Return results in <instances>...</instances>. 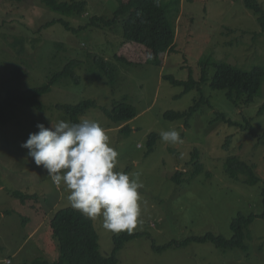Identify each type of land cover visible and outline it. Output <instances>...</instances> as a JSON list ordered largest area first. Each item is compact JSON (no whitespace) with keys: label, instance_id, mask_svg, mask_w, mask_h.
<instances>
[{"label":"rangeland","instance_id":"374dc122","mask_svg":"<svg viewBox=\"0 0 264 264\" xmlns=\"http://www.w3.org/2000/svg\"><path fill=\"white\" fill-rule=\"evenodd\" d=\"M59 1H85L87 12L79 17L55 12L41 0H0V99L10 90L43 85L73 60L80 64L75 71L81 78L78 84L64 78L41 96L44 111L18 105L15 119L0 127V264L8 260L11 264L59 261L60 244L51 223L57 211L71 208L69 193L63 185L57 188L21 145L38 132V124L51 127V122H70L58 105L86 100L97 106L80 121L99 122L118 151L116 170L140 172L145 184L142 222L131 232L141 236L119 251V264H264L262 218L250 226L247 251L217 248L210 242L167 246L207 234L231 239V223L239 214L264 212V84L255 103L236 107L225 91L211 88L216 71L213 64L207 68L208 81L189 92L165 80L172 76L187 81L193 71L200 81L199 62L210 57L242 69L264 66V33L258 17L244 0H164L169 20L176 24V43L164 59L153 62L145 46L123 39L122 27L89 25L95 16L111 20L120 1L127 0ZM259 2L264 7V0ZM56 20H63L71 29L54 24ZM49 22L53 23L47 26ZM97 58L115 68L113 78L101 74ZM17 67L23 69L21 76L12 73ZM200 101L199 111L187 124L165 118L168 112H185ZM122 102L132 105L138 116L117 124L102 110ZM221 113L238 125L219 120ZM247 120L252 130L241 129ZM171 129L181 132L183 144L161 141L160 132ZM152 133L157 140L148 153ZM195 150L202 165L196 176L191 162ZM235 156L256 167L258 184L247 185L228 176L225 162ZM178 171L184 172L181 183L173 180ZM17 192L23 197L15 196ZM93 222L100 252L107 256L114 247L113 237L127 231L111 233L102 228L101 219ZM154 246L168 248L157 251Z\"/></svg>","mask_w":264,"mask_h":264},{"label":"trees","instance_id":"16d2710c","mask_svg":"<svg viewBox=\"0 0 264 264\" xmlns=\"http://www.w3.org/2000/svg\"><path fill=\"white\" fill-rule=\"evenodd\" d=\"M20 1V0H11ZM49 8L55 12H62L68 15L83 16L87 12V2L73 1L60 2L59 0H41ZM245 6L251 10L257 17L264 33V7L259 0H244ZM164 0H127L120 1L119 6L115 10L114 17L111 20L103 17L95 16L92 18L89 25L101 29L113 28L116 26L122 27V36L126 41H131L145 46L153 62H159L169 54L176 43L177 28L168 17V11ZM173 21V20H172ZM63 24L67 29H71V25L63 20H56ZM53 22L46 24L50 26ZM175 23V22H174ZM96 64L101 70V74L107 75L109 78L114 77L115 68L109 62H105L102 58L96 59ZM213 64L216 68L215 74L210 80V86L214 90L226 92L227 99L236 107H240L243 103L246 107L255 103L256 99L262 94L264 84V66L254 65L249 69H242L238 66H233L227 62H216L210 58H205L199 62L202 78L197 81L194 78L193 71H190V76L187 81H178L172 76L165 77V80L171 84L183 86L184 93L195 88H199L202 83L208 81L207 68ZM80 64L73 60L66 64L62 71L53 74L49 80L41 86L29 89L27 91L10 90L7 92L4 99H0V127L6 126L15 119V107L18 105H26L38 111H44L45 106L40 97L51 92L53 86L59 83L64 78H69L78 84L81 80L78 73L75 71ZM191 69V68H190ZM192 70V69H191ZM15 76H21L23 69L17 67L13 72ZM204 103V99L201 100ZM201 101L185 112H168L165 118L171 121L185 120L188 123L189 118L199 111ZM97 105L92 100L83 101L77 105H58L59 110L69 118L70 123H79L80 117L91 108ZM104 114L114 123L125 124L132 121L138 116L137 110L126 102L115 104L113 109L107 108L102 110ZM219 120L224 121L229 125H238L225 114H218ZM234 122V123H233ZM247 126L241 125L242 130H252L251 123L247 120ZM127 131V127L123 129ZM157 134L152 133L148 138V153H152L156 145ZM230 142L228 141L226 149H229ZM198 150L192 154V163L195 165L193 175L201 173L202 165L198 162ZM255 166L249 165L242 161L239 157H229L225 162V171L228 176L235 181H242L247 185H256L260 179L255 173ZM186 173V172H185ZM184 172L178 171L173 177L176 183L183 181ZM245 177V179H242ZM17 197H23L19 192L15 194ZM264 203V188L262 191ZM257 218L264 219V212L260 215L239 214L231 223L233 236L231 239H226L221 236L207 234L203 237H193L180 243H171L168 247L183 246L191 242L214 244L217 248L236 249L240 248L247 251L248 246L245 245V240L249 235L250 226ZM53 236L59 241L60 257L55 264H119L118 253L123 246L141 236L134 233L123 232L113 237L114 247L111 254L104 256L99 248V236L95 230L93 220L83 216L78 211L72 208H64L57 211L51 223ZM168 247H156L155 250L163 251ZM31 264H49L47 261L35 260Z\"/></svg>","mask_w":264,"mask_h":264},{"label":"clouds","instance_id":"9594fccd","mask_svg":"<svg viewBox=\"0 0 264 264\" xmlns=\"http://www.w3.org/2000/svg\"><path fill=\"white\" fill-rule=\"evenodd\" d=\"M37 128L21 147L57 188L63 185L68 190L70 207L93 221L101 219L108 232L131 233L142 222L141 190L145 184L140 172L116 170L119 154L106 129L89 119L79 123L61 120ZM160 138L164 144L184 143L175 129L161 131Z\"/></svg>","mask_w":264,"mask_h":264},{"label":"crops","instance_id":"0c3cea01","mask_svg":"<svg viewBox=\"0 0 264 264\" xmlns=\"http://www.w3.org/2000/svg\"><path fill=\"white\" fill-rule=\"evenodd\" d=\"M2 216H3V215L0 214V217H2ZM35 231H36V230H35ZM32 234H33V233H32ZM32 234H31V235H32ZM20 251H21V247L17 250V252L15 253V256H16ZM4 261L6 262L7 260H4ZM6 264H8V263H6Z\"/></svg>","mask_w":264,"mask_h":264},{"label":"built area","instance_id":"2783aa9c","mask_svg":"<svg viewBox=\"0 0 264 264\" xmlns=\"http://www.w3.org/2000/svg\"><path fill=\"white\" fill-rule=\"evenodd\" d=\"M8 263H10V261H8Z\"/></svg>","mask_w":264,"mask_h":264}]
</instances>
